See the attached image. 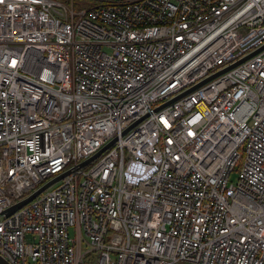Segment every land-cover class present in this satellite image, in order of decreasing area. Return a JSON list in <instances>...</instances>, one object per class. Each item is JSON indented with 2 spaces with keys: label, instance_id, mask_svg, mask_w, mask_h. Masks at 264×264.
<instances>
[{
  "label": "built area",
  "instance_id": "2783aa9c",
  "mask_svg": "<svg viewBox=\"0 0 264 264\" xmlns=\"http://www.w3.org/2000/svg\"><path fill=\"white\" fill-rule=\"evenodd\" d=\"M262 46L264 0H0V255L264 264V49L161 107Z\"/></svg>",
  "mask_w": 264,
  "mask_h": 264
},
{
  "label": "water",
  "instance_id": "95a60500",
  "mask_svg": "<svg viewBox=\"0 0 264 264\" xmlns=\"http://www.w3.org/2000/svg\"><path fill=\"white\" fill-rule=\"evenodd\" d=\"M262 49H264V46H262L261 48L257 49L256 51H254L253 53L247 55L246 57L238 60L237 62H235L234 64L230 65L227 68H224L223 70L217 72L216 74L204 79L203 81L199 82L198 84L192 86L190 89L186 90L185 92H183L182 94L166 101L161 107H164L166 105H169L170 103H172L173 101H176L177 99L181 98L182 96H184L185 94L189 93L190 91L196 89L197 87L203 85L204 83H206L207 81L213 79L214 77L224 73L225 71L231 69L232 67L238 65L239 63L247 60L248 58H250L252 55L258 53L259 51H261ZM113 142V141H112ZM112 142L108 143L106 146H104L101 150H99L95 155H93L92 157H90L89 159L81 162L80 164H78L77 167H82L87 165L88 163H90L92 160L96 159L97 157H99L111 144ZM72 171V169L58 175L57 177H55L54 179L50 180L49 182H47L46 184H44L42 187H40L37 191H35L32 195H30L29 197H27L26 199L16 203L14 206H12L7 214L10 215L11 213L15 212L16 210L20 209L22 206H24L25 204H27L28 202H30L31 200H33L35 197H37V195H39L42 191H44L45 189H47L48 187H50L52 184H54L55 182L59 181L60 179H62L64 176H66L67 174H69ZM0 264H11L7 259H5L2 255H0Z\"/></svg>",
  "mask_w": 264,
  "mask_h": 264
},
{
  "label": "rangeland",
  "instance_id": "374dc122",
  "mask_svg": "<svg viewBox=\"0 0 264 264\" xmlns=\"http://www.w3.org/2000/svg\"><path fill=\"white\" fill-rule=\"evenodd\" d=\"M238 173H239L238 171H235V172L232 174V176H231V180H232V181H236V180H237V178H238ZM73 231H74V230H73V228H72V229L70 230V233L73 234Z\"/></svg>",
  "mask_w": 264,
  "mask_h": 264
}]
</instances>
